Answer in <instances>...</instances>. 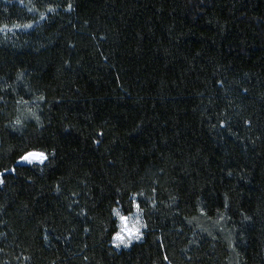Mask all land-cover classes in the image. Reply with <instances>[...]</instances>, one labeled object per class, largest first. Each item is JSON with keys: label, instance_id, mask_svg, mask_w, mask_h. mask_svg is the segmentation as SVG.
I'll use <instances>...</instances> for the list:
<instances>
[{"label": "trees", "instance_id": "1", "mask_svg": "<svg viewBox=\"0 0 264 264\" xmlns=\"http://www.w3.org/2000/svg\"><path fill=\"white\" fill-rule=\"evenodd\" d=\"M29 23L0 32V264H264V0H0Z\"/></svg>", "mask_w": 264, "mask_h": 264}, {"label": "snow or ice", "instance_id": "2", "mask_svg": "<svg viewBox=\"0 0 264 264\" xmlns=\"http://www.w3.org/2000/svg\"><path fill=\"white\" fill-rule=\"evenodd\" d=\"M71 5H68V10H71ZM34 9L30 8L29 11H32ZM49 12L54 11L53 8L49 7L48 8ZM41 19H44V15L41 14L40 16ZM17 27H23V28H31L32 24H24V25H17ZM41 100L43 99V97L40 98ZM17 123H19V121H17ZM221 127H224V124L222 123L220 125ZM48 159V156L46 153L44 152H35V151H27L24 154H22L17 163H28V164H33V163H40V164H44ZM13 172H15V168L12 169ZM4 173H0V184H3L4 182ZM142 195V194H141ZM132 206L137 210V212L140 211V203L136 200L132 201ZM115 211V210H114ZM115 214L119 217V219L122 222V227H121V231L116 233L114 236V239L119 241L118 244L115 245V247H120L121 245H124L125 247H129L132 243L133 240H139L142 236V232L140 227H135L134 230H128L127 228L124 227V225L127 223L128 221V217L127 216H123L120 214L119 211H115ZM140 224V221L137 220V225Z\"/></svg>", "mask_w": 264, "mask_h": 264}, {"label": "rangeland", "instance_id": "3", "mask_svg": "<svg viewBox=\"0 0 264 264\" xmlns=\"http://www.w3.org/2000/svg\"><path fill=\"white\" fill-rule=\"evenodd\" d=\"M23 29H26V28H23V27L0 28V32H7V31H10V30H23ZM127 217H128L127 223L129 224V226H131L132 224L136 223L137 220L140 221V224L137 225V227H140L141 232H142V236L138 240V241H140L142 239V237H143V233H144V230H145V228H144V222H143V217H142L141 211L137 212V210L134 209V212L131 215L127 216ZM116 218H117V220L119 222V231L118 232H120L121 231V227H122V222H121V220L119 219V217L117 215H116ZM138 241L137 240H133L132 243H131V245L133 243H135V242H138ZM112 243H113V246L115 247V245L118 244L119 241L113 239V242ZM115 248L118 249V250H120V249L127 248V247H125L124 245H121L120 247H115Z\"/></svg>", "mask_w": 264, "mask_h": 264}, {"label": "clouds", "instance_id": "4", "mask_svg": "<svg viewBox=\"0 0 264 264\" xmlns=\"http://www.w3.org/2000/svg\"><path fill=\"white\" fill-rule=\"evenodd\" d=\"M124 227L127 228L128 230H134L135 227H137V221H136V223L132 224L131 226H129V224L126 223V224L124 225Z\"/></svg>", "mask_w": 264, "mask_h": 264}, {"label": "water", "instance_id": "5", "mask_svg": "<svg viewBox=\"0 0 264 264\" xmlns=\"http://www.w3.org/2000/svg\"><path fill=\"white\" fill-rule=\"evenodd\" d=\"M24 164H27V163H24Z\"/></svg>", "mask_w": 264, "mask_h": 264}]
</instances>
